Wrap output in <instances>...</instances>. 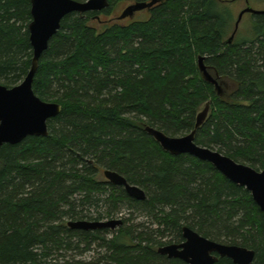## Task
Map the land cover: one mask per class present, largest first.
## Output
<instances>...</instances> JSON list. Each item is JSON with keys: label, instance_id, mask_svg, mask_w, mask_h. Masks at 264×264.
<instances>
[{"label": "trees", "instance_id": "16d2710c", "mask_svg": "<svg viewBox=\"0 0 264 264\" xmlns=\"http://www.w3.org/2000/svg\"><path fill=\"white\" fill-rule=\"evenodd\" d=\"M118 1L65 17L40 60L34 93L62 112L49 121L48 137L0 151V264H186L158 253L181 244L184 227L253 250L254 264H264V215L247 189L208 162L165 152L146 132L186 136L210 104L196 144L264 171V14L252 15L249 35L231 44L233 17L223 4L238 0H158L147 21L102 33L89 25ZM31 22V0H0V85L7 88L30 72ZM201 56L222 95L203 78ZM105 170L146 199L129 197ZM123 207L129 215L120 216ZM134 214L157 228L133 224ZM118 218L123 225L114 231L68 226Z\"/></svg>", "mask_w": 264, "mask_h": 264}, {"label": "water", "instance_id": "95a60500", "mask_svg": "<svg viewBox=\"0 0 264 264\" xmlns=\"http://www.w3.org/2000/svg\"><path fill=\"white\" fill-rule=\"evenodd\" d=\"M243 10L235 24V31L229 39L233 42L246 14L261 15L249 6ZM158 0L138 2L129 6L119 20L133 18L136 13L151 10ZM110 7L109 0H31L32 22L29 25V39L33 48L32 65L25 80L18 86L7 88L0 85V151L4 145H19L29 137L45 138L49 136V121L62 112L61 105L42 101L33 90V84L39 69L40 60L48 50L50 41L61 30L62 21L72 13L85 15L101 13ZM99 19V17H97ZM198 66L203 78L213 84L219 95L222 89L218 80L211 75L205 65V57H199ZM210 111L207 104L198 114L195 129L184 137H169L163 132L147 127L146 132L152 136L161 148L173 155H191L201 161L210 163L232 183L242 186L253 197V200L264 215V171L236 163L219 152L196 144L198 130L205 124ZM1 162V158H0ZM104 177L115 186L123 187L129 197L143 201L146 193L138 186L131 185L117 172L105 170ZM123 225L121 219L109 221H76L68 226L75 230L95 231L102 229L116 230ZM184 242L166 245L158 250L160 255L169 259L181 260L186 264H216L219 259L227 258L234 264H254L256 253L253 250L236 245H227L202 237L189 227L183 228Z\"/></svg>", "mask_w": 264, "mask_h": 264}, {"label": "rangeland", "instance_id": "374dc122", "mask_svg": "<svg viewBox=\"0 0 264 264\" xmlns=\"http://www.w3.org/2000/svg\"><path fill=\"white\" fill-rule=\"evenodd\" d=\"M246 1L247 0H238V1H234V2L223 4V7H225V8L228 7L229 8L230 13L232 14V17H233L232 28L229 30L227 36L225 37V42L229 41V39L232 37V35H233L234 31H235V24H236V22L238 20V17L240 15V13L248 7V4H247ZM135 3H136L135 1H130V0L118 1V2H116L114 4V6L111 9L109 14H100L99 15V19L90 20L89 21V25L91 27L96 28L99 33H102L104 31H106V29L108 27H110V26H112L114 24H120L122 26H128L131 23H133L134 21H147V20H149L150 17H151L150 10H144V11L138 12V13L135 14V16L133 18L126 19V21L118 20V18L122 16L123 12L129 6H131V5L135 4ZM248 3H249V6L252 9L257 10V11H264V3L254 2V1H251V2H248ZM100 21H102V23ZM251 22H252V14H246L243 17V20H242V22L240 24L239 30H238V32L236 34V37H238V35H241L242 37L248 36L249 33H250V29H251ZM206 105L207 104H204L200 108L198 114L203 112V110L205 109ZM209 115H210V111H209ZM99 207L103 211L105 209L104 208V203L100 204ZM129 213L130 212L128 211V209L123 207L122 215H120V216H126V215H129ZM133 220H134L133 224L145 225V227L153 228V230H155L157 228V226L154 224L152 219H150L146 215L134 214ZM170 239H171L170 237H167L165 239V241H169ZM93 256H94V252L93 251L92 252H88L86 255H84V257L88 258V259H92Z\"/></svg>", "mask_w": 264, "mask_h": 264}, {"label": "flooded vegetation", "instance_id": "af4514ba", "mask_svg": "<svg viewBox=\"0 0 264 264\" xmlns=\"http://www.w3.org/2000/svg\"><path fill=\"white\" fill-rule=\"evenodd\" d=\"M97 17H99V15H96V16H95V19H97ZM127 19H130V18H127ZM118 20H119V18H118ZM120 21H126V19H125V20H120ZM100 22L102 23V21H100ZM183 242H184V241H183ZM183 242H182V243H183Z\"/></svg>", "mask_w": 264, "mask_h": 264}]
</instances>
